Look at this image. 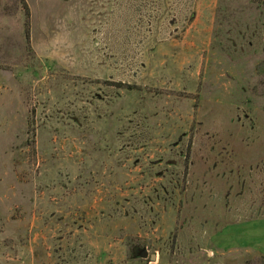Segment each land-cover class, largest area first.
I'll return each mask as SVG.
<instances>
[{
    "label": "rangeland",
    "instance_id": "374dc122",
    "mask_svg": "<svg viewBox=\"0 0 264 264\" xmlns=\"http://www.w3.org/2000/svg\"><path fill=\"white\" fill-rule=\"evenodd\" d=\"M263 1L0 0V264L264 253L214 169L264 147Z\"/></svg>",
    "mask_w": 264,
    "mask_h": 264
},
{
    "label": "crops",
    "instance_id": "0c3cea01",
    "mask_svg": "<svg viewBox=\"0 0 264 264\" xmlns=\"http://www.w3.org/2000/svg\"><path fill=\"white\" fill-rule=\"evenodd\" d=\"M228 155V162L219 161L215 164L214 169L219 166L223 168L226 165L227 173L229 175L228 187L229 198L233 200L229 207V212L237 217L236 223L258 218L264 209V204H259L258 200H254L250 195L252 193L256 196L262 192L264 188V147L257 152V159L248 157L245 153L242 156L236 149L229 147L226 150ZM241 160V162L237 159ZM244 158V160H243ZM230 168H232L230 170ZM230 170V171H229ZM225 178V175H224ZM247 193V194H246ZM257 211V214L250 212ZM233 222V221H232ZM211 264H238L237 262L244 260L245 257L250 256L262 257L264 253L260 248H250L246 246H232L226 241L220 240L217 243L214 251H211ZM223 258L222 260H217ZM242 263V262H241Z\"/></svg>",
    "mask_w": 264,
    "mask_h": 264
},
{
    "label": "water",
    "instance_id": "95a60500",
    "mask_svg": "<svg viewBox=\"0 0 264 264\" xmlns=\"http://www.w3.org/2000/svg\"><path fill=\"white\" fill-rule=\"evenodd\" d=\"M136 257L141 258V259L148 258L150 262H153L156 258V256L154 254L148 255L146 250H142Z\"/></svg>",
    "mask_w": 264,
    "mask_h": 264
},
{
    "label": "trees",
    "instance_id": "16d2710c",
    "mask_svg": "<svg viewBox=\"0 0 264 264\" xmlns=\"http://www.w3.org/2000/svg\"><path fill=\"white\" fill-rule=\"evenodd\" d=\"M263 5H264V1H263ZM260 260L264 264V259L262 257H260Z\"/></svg>",
    "mask_w": 264,
    "mask_h": 264
}]
</instances>
